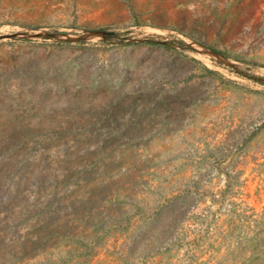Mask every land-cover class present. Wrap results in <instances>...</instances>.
<instances>
[{
	"label": "rangeland",
	"instance_id": "obj_1",
	"mask_svg": "<svg viewBox=\"0 0 264 264\" xmlns=\"http://www.w3.org/2000/svg\"><path fill=\"white\" fill-rule=\"evenodd\" d=\"M0 264H264V0H0Z\"/></svg>",
	"mask_w": 264,
	"mask_h": 264
},
{
	"label": "trees",
	"instance_id": "obj_2",
	"mask_svg": "<svg viewBox=\"0 0 264 264\" xmlns=\"http://www.w3.org/2000/svg\"><path fill=\"white\" fill-rule=\"evenodd\" d=\"M52 233H54V232H51L50 234H52Z\"/></svg>",
	"mask_w": 264,
	"mask_h": 264
}]
</instances>
